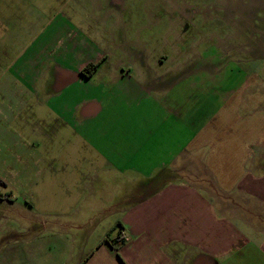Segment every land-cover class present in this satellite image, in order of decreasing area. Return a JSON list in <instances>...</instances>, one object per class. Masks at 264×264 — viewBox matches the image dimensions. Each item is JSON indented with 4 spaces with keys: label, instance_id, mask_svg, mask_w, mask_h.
Returning <instances> with one entry per match:
<instances>
[{
    "label": "crops",
    "instance_id": "obj_1",
    "mask_svg": "<svg viewBox=\"0 0 264 264\" xmlns=\"http://www.w3.org/2000/svg\"><path fill=\"white\" fill-rule=\"evenodd\" d=\"M52 1L0 0V264H264L254 19L180 10L152 48Z\"/></svg>",
    "mask_w": 264,
    "mask_h": 264
},
{
    "label": "rangeland",
    "instance_id": "obj_2",
    "mask_svg": "<svg viewBox=\"0 0 264 264\" xmlns=\"http://www.w3.org/2000/svg\"><path fill=\"white\" fill-rule=\"evenodd\" d=\"M54 1V3L63 2V0ZM44 2L52 3L53 1L44 0ZM89 2V0H65V3H81V6H85L86 10L83 7L81 14H84L82 16L87 19L85 25L92 27L93 22L104 19L100 25L111 26L117 32L119 29L113 25L112 21L116 17H123L125 22L131 21V26L133 25L134 32H136L149 19L152 48L159 43L158 38L161 36L163 24L166 21H174V19L183 17L180 10L189 14V17L186 18L188 20H184V22H189L190 19L198 21V18L202 17H224L231 20L237 19L239 16L253 18L257 28L262 31L264 53V0H97L99 3L97 9H95V3L90 6ZM169 3H174L176 7L168 8ZM225 4L227 5L224 8ZM106 12H110L109 16ZM184 42L187 44L190 40ZM228 75L232 74L225 73L222 76L226 78ZM262 106H264V98Z\"/></svg>",
    "mask_w": 264,
    "mask_h": 264
},
{
    "label": "trees",
    "instance_id": "obj_3",
    "mask_svg": "<svg viewBox=\"0 0 264 264\" xmlns=\"http://www.w3.org/2000/svg\"><path fill=\"white\" fill-rule=\"evenodd\" d=\"M96 64L95 63H87L80 69V74L87 77L95 70ZM118 241V237L111 239L108 241L109 244H114ZM120 242V241H119Z\"/></svg>",
    "mask_w": 264,
    "mask_h": 264
}]
</instances>
